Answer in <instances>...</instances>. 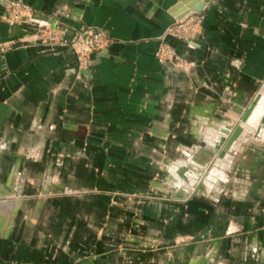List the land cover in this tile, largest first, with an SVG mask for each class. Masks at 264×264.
<instances>
[{
	"label": "crops",
	"instance_id": "1",
	"mask_svg": "<svg viewBox=\"0 0 264 264\" xmlns=\"http://www.w3.org/2000/svg\"><path fill=\"white\" fill-rule=\"evenodd\" d=\"M23 1L114 41L87 67L65 46L0 52V264H264L258 121L202 176L178 174L264 102V0H208L191 41L166 37L182 65L154 55L180 0ZM2 15L0 0V41L36 30Z\"/></svg>",
	"mask_w": 264,
	"mask_h": 264
},
{
	"label": "rangeland",
	"instance_id": "2",
	"mask_svg": "<svg viewBox=\"0 0 264 264\" xmlns=\"http://www.w3.org/2000/svg\"><path fill=\"white\" fill-rule=\"evenodd\" d=\"M17 4H19V5H17ZM34 13H36L35 9L23 0H3L2 18L4 20H6L8 23H10L12 25H21L25 22L36 23V30L33 32H30V33H27V32L23 33L22 35H19L17 37H14V38H11V39H8L5 41H0V52L1 53L5 52L11 48L17 47L19 45H26V44L65 46V47H69L70 49H72L76 53L79 66H80V59H81L80 57L83 55L82 57H84L86 59V67H87L90 64L89 54L92 51L100 50L104 47H107L108 45H110L114 41V39L111 36H109L108 33L101 27L91 26V25H82V26H78V27H72L70 32L68 33L64 29L57 28L55 26V23H54V27H51V22L43 20L41 18L33 17ZM203 14H204V12H203ZM203 19H204V17H203ZM203 19H202L199 27L197 28L198 31L201 29ZM168 26H169V24L165 27V29ZM174 28H176V27H174ZM165 29H164V31H165ZM85 30H92L94 33L102 32V34L106 38L105 40H107V43L102 47L84 49L85 47L79 41L78 37ZM164 31H163V33H164ZM162 34L159 36V40L161 39ZM168 36H172V37H175V38H178L181 40H184V39L179 38L177 36H173L171 34H166L164 36L166 48L173 50L175 52V54L178 56V58H176V61H177L176 64L177 65L185 64L186 63L185 58L182 55H180L175 50V48L170 43H168V41L166 40V37H168ZM63 40H66L65 43L63 42ZM154 55H155V53H154ZM166 56L169 57L170 54H166ZM165 61L172 64V62L167 60V59ZM263 88H264V85H263ZM260 97H261V93H260ZM251 127L253 128V126H251ZM203 150H204V156L206 157V154H207V156L209 157V155H208L209 150L208 149H203ZM185 161H190V155L186 157V159L183 161V163L180 165V167L184 165ZM205 170L206 169L203 170V173H201L200 176L205 174ZM178 174L183 179V181H185L186 183H188L190 181L192 176L195 175L197 177V175L193 171H190L189 169L183 170L182 173L178 171ZM158 195H160V194H157V193L151 194V196H158Z\"/></svg>",
	"mask_w": 264,
	"mask_h": 264
},
{
	"label": "water",
	"instance_id": "3",
	"mask_svg": "<svg viewBox=\"0 0 264 264\" xmlns=\"http://www.w3.org/2000/svg\"><path fill=\"white\" fill-rule=\"evenodd\" d=\"M207 1L208 0H180L176 3L174 8L180 9L181 14L178 16L179 18L189 10L201 11ZM33 17L49 21L51 22V27H54V21L46 15H42L39 12H36L34 13ZM259 98L260 92H257L246 106H238L237 108L235 107L233 110L235 113H237L238 119H236L235 123H233L232 125L227 124L219 129V135L212 139L207 147V149L209 150V157L207 156V154V158L205 156L200 157L198 156L197 152H192L190 154V161H185L184 165L180 167L179 172L182 173L183 170L189 169L196 175H200L201 173H203V168L205 166H207L211 162L217 164L220 160H222L225 157L226 153L232 147L233 143L244 131V124L248 120V117ZM260 123L264 124V115L260 117ZM257 129H259V127ZM176 195L182 198L184 196H187L188 193L182 191V189L178 187Z\"/></svg>",
	"mask_w": 264,
	"mask_h": 264
},
{
	"label": "built area",
	"instance_id": "4",
	"mask_svg": "<svg viewBox=\"0 0 264 264\" xmlns=\"http://www.w3.org/2000/svg\"><path fill=\"white\" fill-rule=\"evenodd\" d=\"M203 17L204 14L202 10L201 11L189 10L181 17L175 18L174 21L171 22L169 26L165 29L164 33L161 36V39L159 40L157 48L154 52L156 58L159 61H165L167 59L171 61L172 64L177 65L176 58H178V56L175 54L173 50L166 48L164 36L166 34H171L173 36L182 38L185 41H191L198 32L197 28L199 27ZM78 39L82 43V45H84L85 47L84 49L102 47L107 43V40H105L106 38L102 34V32L94 33L92 30L83 31V33L79 35ZM65 41L66 40H63L64 43ZM166 54H170V56L168 57L166 56ZM82 56L80 57L81 58L80 66L86 67V59Z\"/></svg>",
	"mask_w": 264,
	"mask_h": 264
},
{
	"label": "bare ground",
	"instance_id": "5",
	"mask_svg": "<svg viewBox=\"0 0 264 264\" xmlns=\"http://www.w3.org/2000/svg\"><path fill=\"white\" fill-rule=\"evenodd\" d=\"M260 101L261 100L257 101L251 114L248 117V120L245 122L244 130L247 129L248 127L253 126L256 123V121H258L257 124L255 125L256 129L259 127V129H257V132H258L257 134L258 136L264 137V124L259 123L260 117L264 115V102L262 104Z\"/></svg>",
	"mask_w": 264,
	"mask_h": 264
}]
</instances>
